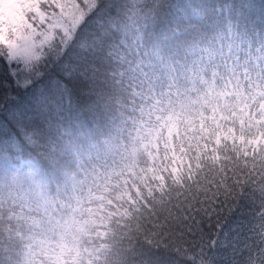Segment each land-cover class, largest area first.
<instances>
[{"label":"clouds","instance_id":"obj_1","mask_svg":"<svg viewBox=\"0 0 264 264\" xmlns=\"http://www.w3.org/2000/svg\"><path fill=\"white\" fill-rule=\"evenodd\" d=\"M91 2L31 72L8 57L35 95L0 137V264H264V28L232 0Z\"/></svg>","mask_w":264,"mask_h":264},{"label":"snow or ice","instance_id":"obj_2","mask_svg":"<svg viewBox=\"0 0 264 264\" xmlns=\"http://www.w3.org/2000/svg\"><path fill=\"white\" fill-rule=\"evenodd\" d=\"M83 6L72 0L71 4H66L62 0H0V65L9 75L16 77L18 87L26 89L24 93H19L22 99L17 103L13 102V118L17 123H22L29 112L31 101L29 96H34V85L30 88L31 79L22 76L25 69L8 57L17 54L23 56L24 63L28 65V72L32 70V62H40L46 58L50 51V46L61 32H67L69 25H75L79 20L92 10L94 4L91 0H82ZM42 6L44 10H42ZM53 9H58L55 11ZM29 13H34L29 17ZM11 66V67H10ZM39 75V73H36ZM251 115V113H250ZM264 117L257 118L259 120ZM27 127V125H25ZM251 123H246L241 119L236 125L229 124L227 129L221 126L217 132V139L220 136L236 138L243 141L245 131H251ZM23 132L21 128L16 135ZM231 134V136H229ZM26 140H32V134L24 132ZM258 138H264V129H261ZM251 142V136H249Z\"/></svg>","mask_w":264,"mask_h":264},{"label":"trees","instance_id":"obj_3","mask_svg":"<svg viewBox=\"0 0 264 264\" xmlns=\"http://www.w3.org/2000/svg\"><path fill=\"white\" fill-rule=\"evenodd\" d=\"M62 2L70 5L72 0H62ZM76 2L83 6L82 0H76ZM232 5V14L239 18L246 26L264 28V0H232ZM44 7L46 6H42V10H44ZM53 10L58 11V9ZM33 14L29 13L28 15L30 17ZM0 48H3V46H0ZM11 77L5 71L4 65H0V137H7L19 131L13 118L15 107L13 102L18 103L22 99V96L18 95V92L22 94L26 89L18 87L15 80L13 81ZM217 219L219 222H216ZM195 222L199 223L201 233H216L224 230L226 225L231 223V219L212 218L209 216L202 221L197 217L196 221H193V224ZM187 235L189 239L195 240L197 238L191 232L187 233ZM187 246L185 245V247Z\"/></svg>","mask_w":264,"mask_h":264},{"label":"rangeland","instance_id":"obj_4","mask_svg":"<svg viewBox=\"0 0 264 264\" xmlns=\"http://www.w3.org/2000/svg\"><path fill=\"white\" fill-rule=\"evenodd\" d=\"M11 67V66H10ZM12 77V79H13V81L15 80L16 81V77L14 76V75H11Z\"/></svg>","mask_w":264,"mask_h":264}]
</instances>
